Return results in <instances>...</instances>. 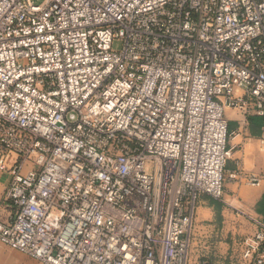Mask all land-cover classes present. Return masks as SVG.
<instances>
[{"label":"built area","instance_id":"obj_1","mask_svg":"<svg viewBox=\"0 0 264 264\" xmlns=\"http://www.w3.org/2000/svg\"><path fill=\"white\" fill-rule=\"evenodd\" d=\"M228 109L261 118L264 146V0H0V243L38 264H212L192 262L201 199L262 184L229 174ZM247 218L236 260L264 264Z\"/></svg>","mask_w":264,"mask_h":264},{"label":"crops","instance_id":"obj_2","mask_svg":"<svg viewBox=\"0 0 264 264\" xmlns=\"http://www.w3.org/2000/svg\"><path fill=\"white\" fill-rule=\"evenodd\" d=\"M226 116L229 120L230 132L241 130L240 127L244 121L242 116L231 109L226 111ZM261 125V118L251 117L248 120L247 129L232 136L229 146L233 150V156L228 163L229 174L235 173L240 168L244 173L260 177L261 187H251L244 182L228 180L223 203L206 196L201 199L192 245V262L194 263L203 257H209L212 264H232L226 260L229 250L224 243L226 236L220 235L213 224L217 205L221 204L226 208L223 215H226L229 210H234L233 212L245 217H264V146L260 141ZM30 169V164H26L23 173H27ZM10 180V174L0 170V220L3 222H9L14 214L12 205L4 201ZM227 214L230 219L233 218L229 213ZM26 257L0 243V264H38L35 260L32 262Z\"/></svg>","mask_w":264,"mask_h":264},{"label":"rangeland","instance_id":"obj_3","mask_svg":"<svg viewBox=\"0 0 264 264\" xmlns=\"http://www.w3.org/2000/svg\"><path fill=\"white\" fill-rule=\"evenodd\" d=\"M44 1L45 0H32L35 5H40ZM116 48H118V45H115V49ZM219 205L220 206L217 205L216 207V218L215 223L213 224L216 226V229L219 231L220 235L226 236L224 243L229 247L226 257L233 256L235 258L233 264H239V261L236 260L240 252L239 244L246 236L254 232V226L247 217L243 216L242 214H239V216L237 212H233L234 210H229L226 212V215H223V211L226 208L221 204ZM227 213H229L233 218L230 219ZM26 258L32 261V259L29 257Z\"/></svg>","mask_w":264,"mask_h":264}]
</instances>
